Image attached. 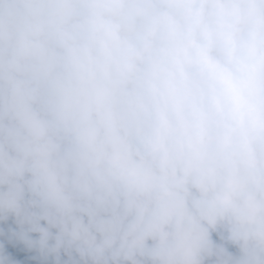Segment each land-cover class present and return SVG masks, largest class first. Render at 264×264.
<instances>
[{"label":"clouds","instance_id":"9594fccd","mask_svg":"<svg viewBox=\"0 0 264 264\" xmlns=\"http://www.w3.org/2000/svg\"><path fill=\"white\" fill-rule=\"evenodd\" d=\"M0 264H264V0H0Z\"/></svg>","mask_w":264,"mask_h":264}]
</instances>
